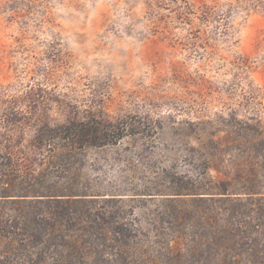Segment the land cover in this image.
I'll return each mask as SVG.
<instances>
[{"label": "rangeland", "instance_id": "rangeland-1", "mask_svg": "<svg viewBox=\"0 0 264 264\" xmlns=\"http://www.w3.org/2000/svg\"><path fill=\"white\" fill-rule=\"evenodd\" d=\"M0 264H264V0H0Z\"/></svg>", "mask_w": 264, "mask_h": 264}]
</instances>
